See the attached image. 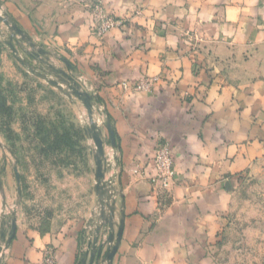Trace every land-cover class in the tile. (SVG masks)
<instances>
[{
    "label": "crops",
    "instance_id": "crops-1",
    "mask_svg": "<svg viewBox=\"0 0 264 264\" xmlns=\"http://www.w3.org/2000/svg\"><path fill=\"white\" fill-rule=\"evenodd\" d=\"M0 3V83L19 77L9 39L19 53L58 56L103 106L117 142L113 147L109 136L107 177L115 172L117 180L99 222L92 213L49 212L32 220L13 201L21 196V177L0 139V239L17 218L0 264H88L98 230L111 222L118 230L121 219L112 264H210L229 180L264 162V0ZM96 4L119 20L103 35L96 31ZM13 25L22 34L15 36ZM154 77L152 88L135 87ZM161 143L175 162L169 186L156 177Z\"/></svg>",
    "mask_w": 264,
    "mask_h": 264
},
{
    "label": "rangeland",
    "instance_id": "rangeland-1",
    "mask_svg": "<svg viewBox=\"0 0 264 264\" xmlns=\"http://www.w3.org/2000/svg\"><path fill=\"white\" fill-rule=\"evenodd\" d=\"M30 50L19 53L25 63L15 56L19 77L0 83V139L21 177V196L18 200L15 194L13 201H20L32 220L49 212L55 216L92 213L101 222L103 213L109 212L111 198L104 202L96 191L97 147L91 120L95 118L99 125L106 161L111 153L107 115L103 106L95 103L91 116L85 104L73 95L68 79L59 80L55 68L70 74L62 59ZM50 79L59 81L61 87L52 85ZM228 187L227 215L209 249L210 264H264V162L229 180ZM107 227L99 230L100 237ZM104 255L102 250L101 258Z\"/></svg>",
    "mask_w": 264,
    "mask_h": 264
},
{
    "label": "water",
    "instance_id": "water-1",
    "mask_svg": "<svg viewBox=\"0 0 264 264\" xmlns=\"http://www.w3.org/2000/svg\"><path fill=\"white\" fill-rule=\"evenodd\" d=\"M0 7H1V3H0ZM0 17H1V14H0ZM6 23L8 25L10 24L9 21H6ZM11 27L13 28L15 36L22 34V31L16 25H13ZM21 37H22V39H25L24 35H22ZM6 43L11 48V50L13 51L15 56L19 57V49L14 45L12 39L7 40ZM36 53L38 55L47 54V52L43 49H38ZM19 59L22 63H25V61L22 58L19 57ZM55 70L57 71V74L59 75V76L57 75L59 77V80L67 81V79H68V81H69L68 85H69L70 89L72 90L73 95H75L77 98H79L85 104L86 108L88 109L89 114L92 116L94 113V106H95L94 97L88 91L83 90L81 85L73 78V76H71L70 74L65 72L63 69L55 68ZM49 82L54 86L61 87V84H59V81H57V80L50 79ZM104 112L106 113L105 110H104ZM106 124H107L108 130L110 132L111 143H112L113 147H116L117 142H116V137H115V131H114V128H113L112 123H111L109 118H107ZM0 131H1V126H0ZM91 132H92V136H93L94 142H95L96 147H97V152L95 153V160H96L95 178L97 181L96 182V191H97V193H101L102 200L105 202L109 196L107 195L108 189H107V183L105 182L106 168L104 165V158H105L104 139L102 138L101 131L99 130V127L97 125L93 124L91 126ZM110 227H111V233L108 237V242L110 243V246L104 255V258H103L104 264H112V262L114 260V257L118 251V248H119L122 236H123L124 220L121 219V222L118 226V230H115L113 222L110 223ZM16 229H17V218H16V215L14 214L13 218L11 220L10 231L7 232L4 229L1 232L0 256H1V253L3 251V247L6 249L9 246L10 242L12 241V239L16 233ZM98 233H99V230H98ZM98 233L96 234V238L94 239V244L92 246L91 259H90V262H88V264H99L98 261L101 258L103 246L102 245H100L99 247L97 246ZM89 252L90 251L85 253L86 257L89 255ZM86 257L84 259V262L87 261Z\"/></svg>",
    "mask_w": 264,
    "mask_h": 264
},
{
    "label": "built area",
    "instance_id": "built-area-1",
    "mask_svg": "<svg viewBox=\"0 0 264 264\" xmlns=\"http://www.w3.org/2000/svg\"><path fill=\"white\" fill-rule=\"evenodd\" d=\"M93 11H94V19L96 21V31L99 35H103L106 31L111 29L114 25L119 23L118 19L105 15L99 4L94 5ZM156 80L157 78L155 77L149 78V79L143 78L139 82L135 83V87H137L140 90L150 89L154 86V84L156 83ZM108 160H109V154L106 156V161H104V165L106 168L105 182L107 183V189L109 190V192H112L111 191L112 186L117 180V174L114 172L112 177H109V178L107 177V172L111 168V165H109ZM154 160H155V164L157 167L156 177L159 180H161V182L165 186H169L175 179L176 168H175V162H174L172 150L168 143H161L158 145V147L155 150ZM113 198L111 197V200H113ZM109 233H111L110 226L107 227L105 235L101 237L99 235L97 236L98 237L97 246L110 244L108 242ZM103 258H100V260L98 261L99 264H104ZM48 261L52 262L51 259H48Z\"/></svg>",
    "mask_w": 264,
    "mask_h": 264
},
{
    "label": "bare ground",
    "instance_id": "bare-ground-1",
    "mask_svg": "<svg viewBox=\"0 0 264 264\" xmlns=\"http://www.w3.org/2000/svg\"><path fill=\"white\" fill-rule=\"evenodd\" d=\"M91 123H92V125L95 124V125H97V126L99 127V125H98L97 122L95 121V118L91 120ZM3 250H4V247H3Z\"/></svg>",
    "mask_w": 264,
    "mask_h": 264
},
{
    "label": "trees",
    "instance_id": "trees-1",
    "mask_svg": "<svg viewBox=\"0 0 264 264\" xmlns=\"http://www.w3.org/2000/svg\"><path fill=\"white\" fill-rule=\"evenodd\" d=\"M2 108V107H1Z\"/></svg>",
    "mask_w": 264,
    "mask_h": 264
}]
</instances>
